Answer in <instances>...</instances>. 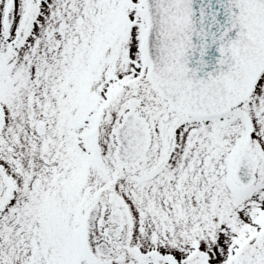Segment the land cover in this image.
Segmentation results:
<instances>
[{
  "label": "snow or ice",
  "instance_id": "obj_1",
  "mask_svg": "<svg viewBox=\"0 0 264 264\" xmlns=\"http://www.w3.org/2000/svg\"><path fill=\"white\" fill-rule=\"evenodd\" d=\"M0 264H264V0H0Z\"/></svg>",
  "mask_w": 264,
  "mask_h": 264
}]
</instances>
